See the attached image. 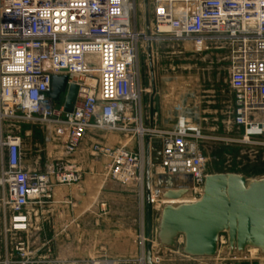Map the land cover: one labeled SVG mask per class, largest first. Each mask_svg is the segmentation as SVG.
<instances>
[{"label":"built area","instance_id":"2783aa9c","mask_svg":"<svg viewBox=\"0 0 264 264\" xmlns=\"http://www.w3.org/2000/svg\"><path fill=\"white\" fill-rule=\"evenodd\" d=\"M152 5L153 18L143 31L134 22V0H0V209L5 218L0 264H148L145 233L141 253L125 260L45 262L27 241L15 238L30 232L34 209L51 200L57 187L74 186L81 176L65 161H55L45 172L28 170L23 139L7 131L8 123L61 128L70 155L90 130L123 134L129 138L125 145L95 146L94 153L108 160L115 181L138 185L142 195L146 162L158 139V174L191 177L193 203L202 198L211 174L205 144L264 150V0H152ZM169 43L227 52L241 135L205 136L191 122L171 130L144 126L142 53L149 45ZM54 76H68L69 86L79 88L70 113L64 109L67 94L62 105L49 96ZM134 139L137 152L128 149ZM184 245L179 236L176 248ZM221 248L234 256L227 235L220 238L218 256Z\"/></svg>","mask_w":264,"mask_h":264},{"label":"rangeland","instance_id":"374dc122","mask_svg":"<svg viewBox=\"0 0 264 264\" xmlns=\"http://www.w3.org/2000/svg\"><path fill=\"white\" fill-rule=\"evenodd\" d=\"M134 1L136 9L134 22L138 29L146 31L153 18L152 0ZM199 51L197 48L187 47L186 44L156 45L155 59L153 55L150 59L148 52L142 53V80L145 79L144 82L149 87L151 66L154 60V63L157 61L161 74H177L181 77L183 84H187L189 78L201 79L206 71L207 86H209L211 72L208 68L210 67L217 72H213L215 79L227 86L229 65L226 58L217 57L205 60V55L209 53V50ZM171 79V82L175 81L173 77ZM7 131L22 137L28 160L32 158L29 147L31 141H34L33 145L38 148V152L33 160L38 163V172H45L47 166L54 163L57 154L55 149L61 145L60 141H64L61 139L64 136L60 133L61 128L57 126H32L14 122L7 124ZM114 135L117 136V146H123L129 141V138L124 137L123 134ZM50 136L52 140L48 142ZM98 139L95 142L96 147L103 148L105 145L102 139ZM48 148L53 151L51 160L47 156ZM204 149L209 156L211 174H238L249 180L264 178V150L262 149L216 143H211ZM155 151L151 158L152 181L155 175L160 176L159 166L156 165L159 158ZM95 156L94 174L92 177L82 179V184L78 187L79 193L74 196V199L60 201L58 197H53L51 200H45L32 213L30 232L15 236V238L27 241L39 260L62 262L135 259L144 246L143 233L147 239L145 243L147 249L150 242L147 233L148 160L144 195H142V189L138 185H124L115 181L110 175L109 163L104 164L101 160H97L103 155H97L95 151ZM163 208L164 205L161 204L160 208L154 209L152 247L155 264H264V256L259 252L255 254L252 251L253 248H248L242 254L230 248L229 253L234 256L227 255L221 248L216 258L194 259L185 256L183 249L162 246L158 238V227ZM4 230L5 218L0 209V254L5 239Z\"/></svg>","mask_w":264,"mask_h":264},{"label":"water","instance_id":"95a60500","mask_svg":"<svg viewBox=\"0 0 264 264\" xmlns=\"http://www.w3.org/2000/svg\"><path fill=\"white\" fill-rule=\"evenodd\" d=\"M148 52H151L150 45ZM78 92V86H69L68 76H54L49 96L62 105L67 94L64 109L70 113L77 103ZM153 143L158 145L160 141ZM148 164V264H155L153 197L160 203H171L164 206L159 221L158 238L162 246L176 248V239L183 236L185 256L212 259L218 256L221 236L227 235L231 250L238 254L254 248L264 256V178L249 180L238 174H210L202 198L187 203L194 198L192 178L155 175L152 181L151 162Z\"/></svg>","mask_w":264,"mask_h":264},{"label":"crops","instance_id":"0c3cea01","mask_svg":"<svg viewBox=\"0 0 264 264\" xmlns=\"http://www.w3.org/2000/svg\"><path fill=\"white\" fill-rule=\"evenodd\" d=\"M187 47H192V49L196 48L194 45H187ZM155 48L156 46L151 49L150 53L148 52L150 59L152 55L153 58L156 57ZM217 57L226 58L225 60L228 61L227 52L219 50L216 47H212L209 50V53L205 55V60ZM158 68L160 69L157 61L154 63L153 60L149 87L144 82L145 79L142 80V88L145 91L142 101L143 124L145 127L171 130L179 122H191L200 126L205 136L237 137L242 134V130L234 122L235 92L231 86L230 69L229 81L226 86L220 84L217 81L218 79H215V73L213 72L216 71L214 68L209 67L208 71L211 72L209 81L211 80V84L207 86L208 78L206 71H204L205 76L201 77V79L189 78V82L183 84L181 77L177 74H161ZM169 77H173L175 81L167 84L164 83V80ZM165 94L167 95L166 98ZM116 137L114 134L90 130L80 143L76 152L71 155L65 152L64 141H60L61 145L58 149H55L57 152L55 161H65L72 164L79 171L81 181L74 185V187H57L52 194V198L58 197L60 201L74 199V196L79 193L78 187L82 184V179L88 176L92 177L94 174L96 168V156L94 153V147L97 145L95 144L96 140L101 138L103 145L115 148L118 147ZM51 140L52 138L50 136L48 142H51ZM153 142L152 146L156 150L155 154L159 158L156 165L159 166L161 162V141L158 145H155ZM30 144L29 148L32 158L28 160L27 168L31 171H39L37 168L38 163L33 160L34 155L38 152V148L33 145V140ZM144 144L146 150H148L149 140L146 139ZM138 145L139 141L134 139L129 143L128 149L137 152ZM207 145L210 144H205L204 147L206 148ZM52 153V149L48 148L47 156L50 160L52 159ZM99 158L97 160H101V163H109L104 156L102 158L100 156ZM166 204L171 203H162L164 206Z\"/></svg>","mask_w":264,"mask_h":264},{"label":"bare ground","instance_id":"6f19581e","mask_svg":"<svg viewBox=\"0 0 264 264\" xmlns=\"http://www.w3.org/2000/svg\"><path fill=\"white\" fill-rule=\"evenodd\" d=\"M132 7H133V5H132ZM187 45H194V44H187ZM155 151V149L153 148V152ZM153 200H154V202H153V208L156 210V209H158V208H160L161 207V204L162 203H160V202H158V201H156L155 200V197H153ZM189 202H192V201H189ZM189 202H187V203H189ZM178 203H181V202H178ZM156 243V242H155ZM255 254L256 253H261L260 252V250H258V249H254L253 248V250H252ZM245 253V252H244ZM153 261H154V259H153Z\"/></svg>","mask_w":264,"mask_h":264}]
</instances>
